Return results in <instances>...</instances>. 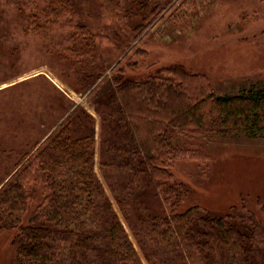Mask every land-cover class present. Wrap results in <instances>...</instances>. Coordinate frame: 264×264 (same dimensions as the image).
<instances>
[{"label": "trees", "instance_id": "trees-1", "mask_svg": "<svg viewBox=\"0 0 264 264\" xmlns=\"http://www.w3.org/2000/svg\"><path fill=\"white\" fill-rule=\"evenodd\" d=\"M97 1L93 32L78 0H0L6 32L32 40L64 83L94 105L99 168L112 194L95 171L96 116L82 104L52 103L55 93L66 95L42 74L1 88L0 95L32 83L49 99L41 108L60 115L55 130L36 140L26 129L21 133L23 116L0 102V236L12 232L14 263L145 264L143 257L146 264H264V209L243 206L226 217L199 207L179 213L189 191L172 172L174 162L189 160L201 175L209 173L212 157L194 142L262 136L264 88L219 96L207 75L181 65L144 81L124 69L150 31L165 20L183 27L182 19L212 0ZM6 36L0 26V38ZM2 40L1 62L10 60L7 67L17 73L20 54ZM105 45L123 47L118 64L102 59ZM39 78L43 83L34 84ZM149 189L165 210L146 205L142 195Z\"/></svg>", "mask_w": 264, "mask_h": 264}, {"label": "rangeland", "instance_id": "rangeland-1", "mask_svg": "<svg viewBox=\"0 0 264 264\" xmlns=\"http://www.w3.org/2000/svg\"><path fill=\"white\" fill-rule=\"evenodd\" d=\"M78 5L81 13L88 17L91 30L96 32L99 27L98 1L78 0ZM166 21L145 35L136 45V51L126 56L133 63L124 67L127 77L144 81L162 68L181 65L191 73L207 75L219 96L238 95L253 85L264 88V0H212L182 19L183 27H172ZM0 26L3 34H7L6 39L0 38L4 41L3 45L6 49L16 47L20 54V61L13 68L19 70L17 73L7 67L10 60L4 65L0 59V89L42 74L67 96H63L64 99L55 93L52 103H58L57 98H60L71 104H82L97 117L90 99L75 93L64 83L60 71L53 67L32 40L19 33H7L6 26L1 22ZM123 40L117 39L119 43H125ZM122 50L123 47L105 45L102 59L114 66L121 60ZM42 79L33 83L39 85L43 83ZM29 86L31 88L28 84H18L1 94L0 102L3 108L23 116L26 123L21 127V133L26 129L34 139L44 138V141L57 127L55 124L60 115L59 112L43 110L41 106L49 99H43L40 89L32 83ZM39 87L43 88V85ZM35 97L39 105L32 104ZM99 131L98 120L95 171L112 198L99 168ZM187 141L181 142L190 147L191 143ZM192 145L193 148L208 151L212 160L206 175L200 174L201 169L195 161L174 162L172 172L189 191L187 199L177 207L179 213L199 207L213 216L226 217L234 215L235 210H241L243 206L255 213L264 209V134L253 139L229 135ZM142 197L155 213L166 209L153 189L147 190ZM113 204L117 209L114 200ZM127 230L136 245L128 227ZM14 256L12 232H5L0 236V264H15Z\"/></svg>", "mask_w": 264, "mask_h": 264}]
</instances>
